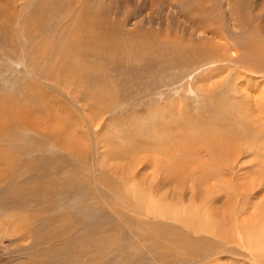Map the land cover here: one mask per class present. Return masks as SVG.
Instances as JSON below:
<instances>
[{
    "label": "rangeland",
    "instance_id": "374dc122",
    "mask_svg": "<svg viewBox=\"0 0 264 264\" xmlns=\"http://www.w3.org/2000/svg\"><path fill=\"white\" fill-rule=\"evenodd\" d=\"M223 34L264 0H0V264H264V70L174 52Z\"/></svg>",
    "mask_w": 264,
    "mask_h": 264
},
{
    "label": "bare ground",
    "instance_id": "6f19581e",
    "mask_svg": "<svg viewBox=\"0 0 264 264\" xmlns=\"http://www.w3.org/2000/svg\"><path fill=\"white\" fill-rule=\"evenodd\" d=\"M199 9H201V8H199ZM198 9V10H199ZM203 11V13H204V10H202ZM3 16H5V15H3ZM2 16V17H3ZM210 16L211 15H209V19H210ZM209 19H206V20H209ZM191 20V23L192 22H194L195 24H198V23H201V22H203L204 24H205V19H204V17H202V16H200V17H195V20H193L192 21V19H190ZM213 20V19H212ZM212 22V21H211ZM206 25V24H205ZM245 25V24H244ZM196 26V25H195ZM207 27H208V30L209 31H211L212 32V35H213V33H216V31H222L220 28H217V29H215L214 28V30H211L210 29V25H206ZM242 26V25H241ZM199 27V26H198ZM205 29H206V27H204ZM198 29V28H197ZM213 29V28H212ZM195 30V29H194ZM201 30V29H200ZM199 30V31H200ZM216 30V31H215ZM168 32V31H167ZM166 32V33H167ZM202 32V31H201ZM204 32V31H203ZM208 32V31H207ZM193 33V32H192ZM194 34V33H193ZM217 34V33H216ZM165 35V34H164ZM167 36H163L162 35V37H161V35H159L158 36V34L156 35V37H155V40H153L152 41V43H153V47H154V49L155 50H159V49H161V45H160V41L163 39L164 40V42H165V44L167 43V42H171V41H174V38H172L171 39V37L169 36V33H167L166 34ZM208 35V34H207ZM222 38H225V36H224V34L223 35H220ZM153 37V36H152ZM161 37V38H160ZM211 37V36H210ZM212 37H214V36H212ZM211 37V38H212ZM146 38V37H145ZM221 38V39H222ZM171 39V40H170ZM204 39V38H203ZM198 40V39H197ZM224 40V39H223ZM225 40H226V45H225V47H222V46H219V45H216L217 43H216V41L215 40H208V39H204V41H193L192 42V44H189L188 42H185L184 44L185 45H182L181 43H177V44H173L174 46H177V48H174V52H176L179 56H182V55H184L185 54V52H189V53H191V54H189L188 55V53H187V55L188 56H190V57H195V56H197L198 55V53L201 51V49H200V44H201V46L202 45H206V52H205V57L207 58V65H210V64H212L213 65V63H215V62H217V61H224V62H229V61H233V59H236V61H237V65H239L241 68H243V70H245L244 72H253V71H262V70H264V54H263V49L262 48H258V50H257V48L255 49L254 48V46H253V44L251 43V41H245L244 39H242V40H240V41H238V40H232V41H229L227 38H225ZM210 41V43H208ZM220 41V40H219ZM235 41V43H236V45L233 43ZM200 42H202V43H200ZM221 42V41H220ZM262 42V41H261ZM174 43H175V41H174ZM222 44V43H221ZM235 45L236 47H239L240 49H242L243 51H244V54H245V56H243L241 59H239L238 58V60H237V58L235 57H233V53H231V50L232 49H234V48H236V47H234L233 46V48H229V47H231L230 45ZM69 46V45H68ZM227 46V47H226ZM229 46V47H228ZM70 47V46H69ZM69 47H67V48H69ZM178 49V50H177ZM131 50V53H133L134 51L132 50V49H130ZM237 52V51H236ZM163 53H165V51L163 52ZM170 53V55L171 56H173V54L171 53V52H169ZM218 54H220V57H222V59H214L215 57H217L218 56ZM144 55V54H143ZM225 55H227L228 57L226 58V59H224V56ZM212 56V57H211ZM153 58V57H152ZM176 59H178V58H176ZM189 60V59H188ZM192 61V60H191ZM194 61H196V59L194 60ZM193 61V62H194ZM204 61V60H203ZM205 61V62H206ZM176 62H178V63H180V64H182V66H178V67H180L181 69H184V71H185V69H187L186 67H188L187 65V63H185V62H183L182 60H179V61H176ZM206 64V63H205ZM219 64V63H218ZM225 64V63H224ZM170 65V64H169ZM168 65V66H169ZM196 65L197 64H195V67H196ZM216 65V64H215ZM214 65V66H215ZM217 66V65H216ZM194 66H189L188 68H193ZM218 68V67H217ZM222 68V67H221ZM162 72V71H161ZM188 72V71H187ZM164 73V72H163ZM234 139V138H233ZM232 140V139H231ZM223 146V145H222ZM229 146V145H228ZM224 147V146H223ZM215 148H217L216 146H215ZM220 148V147H219ZM219 148H217L216 149V151L218 150V151H222L223 149H220L219 150ZM213 150H215V149H213ZM220 151V152H221ZM224 153H225V155L227 154V151H223ZM222 152V153H223ZM219 153V152H218ZM230 153H235V150L234 151H231ZM220 154V153H219ZM258 239V238H257ZM260 239V238H259ZM262 240V239H261ZM200 242V241H199ZM259 243V242H258ZM256 244V240H255V243H254V245H252L251 247H253L254 248V246H255V251H257L258 253H261V250H260V247L263 245H260V247H259V245L257 246V245H255ZM260 244V243H259ZM191 246V245H190ZM187 248V247H186ZM188 249H191L190 247L188 248ZM257 252H256V254H257ZM190 253H192V252H190ZM253 253V252H252Z\"/></svg>",
    "mask_w": 264,
    "mask_h": 264
}]
</instances>
